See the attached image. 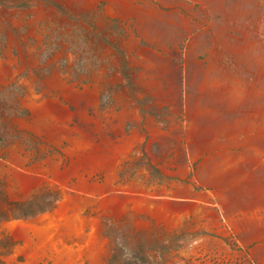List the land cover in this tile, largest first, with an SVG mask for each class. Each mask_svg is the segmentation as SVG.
I'll return each instance as SVG.
<instances>
[{"label":"rangeland","instance_id":"rangeland-1","mask_svg":"<svg viewBox=\"0 0 264 264\" xmlns=\"http://www.w3.org/2000/svg\"><path fill=\"white\" fill-rule=\"evenodd\" d=\"M0 68V264L67 263L76 241L40 236L61 190L112 201L82 211L99 264H264V0H0Z\"/></svg>","mask_w":264,"mask_h":264},{"label":"bare ground","instance_id":"bare-ground-1","mask_svg":"<svg viewBox=\"0 0 264 264\" xmlns=\"http://www.w3.org/2000/svg\"><path fill=\"white\" fill-rule=\"evenodd\" d=\"M1 73L2 72H1V68H0V76H1ZM36 99L37 98H33V100L30 101V103L26 104V106L29 108V110H30L32 115H36L37 122H38L40 119H42L44 117L47 118V115L40 111V106H39V104H36ZM22 103L24 104V102H22ZM99 116H101V115H99ZM82 122L83 123L87 122V119L85 118V116L82 117ZM15 123L18 124L20 129L29 130V131H33L34 133H36V129H35V128H37L36 125H34V126L27 125L25 122H22V121H15ZM35 123H36V120L33 122V124H35ZM78 133L80 134L82 132H78ZM65 141H67V143L70 146H72L71 152L68 151L69 152V156L75 157L76 156L75 152H79V151L82 152L81 153L82 155L85 153L87 142L83 141L82 134L78 135L74 139H69V140H65ZM116 162H117V159L114 158L110 162L105 163L104 166L99 167L100 170L104 171L105 174H106V186H108L109 188H114V183L116 181V177H115ZM41 168L38 170V172L41 171V175H44L42 170H41ZM0 173H7V170H3V169L0 168ZM81 183L83 185H81V186L78 185V188L77 187L76 188H77V190H80V192H85V190H84L85 189L84 188V186H85L84 182L81 181ZM8 185L10 187V188H8L10 194L11 193H24L25 196L30 195V192L24 191L23 185H22L21 181L17 178V176H13V181L9 182ZM52 186H53V184H50V187H52ZM139 187L141 189L144 188L141 184H139ZM37 188H39V187H37ZM97 189H99V188H97ZM61 192H62L61 200L59 201L58 204L56 202L57 209L54 210L52 216L46 217V219L49 222H48V224L46 226L43 227V228H45V230L40 232V236L43 239H46L50 232H56L58 234H60V233L64 234L65 236L70 237V238H72L73 240L76 241V246H77V250L76 251L75 250L73 251L71 248H67L64 251V256L66 257V261H67L66 264H71L72 263V259H73L74 255L76 257L80 258L82 253H85L86 260L89 262V264H99V257H100V254L102 252V246L105 243V242L97 243L98 218L100 216H98L97 218L95 217L96 219L85 220L82 217V215H83L82 211H83V209H85L87 207H91V206L96 207V212L107 211L106 207H108V204L112 203V201L111 200L110 201H105V199H102V198H98L96 200H92L90 198H88V199L85 198V199L77 200L79 202V205H77L76 201L72 200L70 197L65 195L62 190H61ZM77 194H78V192H77ZM98 195L100 196L101 192H99ZM132 204L134 206V207H132V210H134L135 212L141 211L142 213H145V214L151 216L152 219H154L156 221V223L164 221V223L169 225V227L170 226L171 227H175V226H178V225L181 224V218L180 217H175V216L172 217L164 209H162L160 207H151V206H149L147 204H145V205H139L137 203H132ZM128 205L129 204L126 202V203H122V204H120L118 206V209H117L118 216L127 209ZM69 210H71V214L67 215V212ZM85 229H87L89 231V233H87V235L84 234ZM49 238L50 237H48V239ZM58 238H59V236H58ZM190 251L191 250L189 248V250H187V254L190 253ZM11 260H14V258H12Z\"/></svg>","mask_w":264,"mask_h":264},{"label":"crops","instance_id":"crops-1","mask_svg":"<svg viewBox=\"0 0 264 264\" xmlns=\"http://www.w3.org/2000/svg\"><path fill=\"white\" fill-rule=\"evenodd\" d=\"M41 128V127H40ZM99 131V130H98ZM105 132V135H106V131H104ZM103 131H102V133H104ZM100 133H101V131H100ZM101 137H103V135H101ZM118 146H115V147H113L111 150H110V154H112V153H115L116 155L118 154V153H121L120 152V150L117 148ZM109 149H107V151H108ZM106 153H108V152H106ZM104 154V153H103ZM109 160V159H108ZM107 160V161H108Z\"/></svg>","mask_w":264,"mask_h":264}]
</instances>
